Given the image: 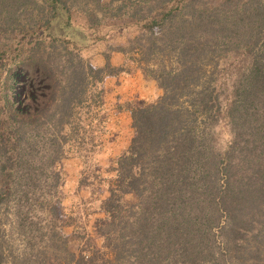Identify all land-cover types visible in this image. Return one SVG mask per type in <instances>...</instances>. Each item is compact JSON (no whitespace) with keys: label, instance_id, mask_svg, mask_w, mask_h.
Segmentation results:
<instances>
[{"label":"trees","instance_id":"16d2710c","mask_svg":"<svg viewBox=\"0 0 264 264\" xmlns=\"http://www.w3.org/2000/svg\"><path fill=\"white\" fill-rule=\"evenodd\" d=\"M41 1L48 16L25 27L17 13L32 0H0V78L10 87L12 65L20 66L27 103L23 113L6 106L7 118L0 116V210L12 201V172L24 162L22 173L30 174L21 161L24 148L15 149L19 129H6L9 120L40 113L55 92L44 55L34 62L38 52L30 53L45 39L60 40L71 56L104 36L100 20L74 26L66 2ZM115 1L112 28L136 33L127 53L147 65L172 57L176 67L151 71L162 95L132 110L133 136L102 202L103 249L84 247L53 260L39 253L25 264H264V0L108 3ZM191 115L201 116L206 133H197ZM221 122L229 138L218 151L210 135ZM30 178L17 185L29 187ZM53 210L50 205L47 213ZM3 237L0 219V264Z\"/></svg>","mask_w":264,"mask_h":264},{"label":"rangeland","instance_id":"374dc122","mask_svg":"<svg viewBox=\"0 0 264 264\" xmlns=\"http://www.w3.org/2000/svg\"><path fill=\"white\" fill-rule=\"evenodd\" d=\"M61 1L70 9L74 26H87L89 19L100 20L104 36L86 48L73 50L71 61L70 47L60 40L49 44L45 39L30 53L34 56V51L38 52L34 62L44 55L43 64L55 92L45 99L40 113L26 120L10 119L6 127L19 129L21 137L15 149L24 148L21 161L29 163L30 172L22 173L26 172L21 169L25 166L22 162L11 178L16 185L20 179L26 183L31 178L29 187L12 184V201L0 210L5 264H25L39 253L53 260L55 255L66 257L67 252L78 253L84 247L103 249L104 241L97 231L105 215L102 202L114 182L115 162L133 136L132 110L152 104L162 95L156 73L151 71L176 67L172 57L147 65L140 63L138 55L127 53L128 40L136 33L112 28L116 19L110 14L119 2ZM25 5L27 10L17 13L19 26H35V21L48 16L41 0ZM121 17L123 22L125 17ZM15 65L11 73L15 82L10 87L4 86L5 75L0 78V116L5 118L6 106L20 113L27 111L25 74ZM73 70L78 77H71ZM181 105L188 106L185 100ZM191 116L197 133H206L201 116ZM228 138L223 122L211 130L210 141L218 151L224 150ZM20 196L28 200L17 203ZM125 200L133 197L125 196ZM50 205L55 207L52 214L47 213ZM220 225L225 228L227 222ZM219 244L216 238L211 245L217 249Z\"/></svg>","mask_w":264,"mask_h":264}]
</instances>
